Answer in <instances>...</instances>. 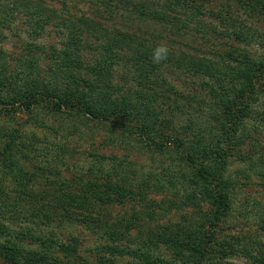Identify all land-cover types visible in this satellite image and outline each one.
Masks as SVG:
<instances>
[{
  "label": "trees",
  "instance_id": "trees-1",
  "mask_svg": "<svg viewBox=\"0 0 264 264\" xmlns=\"http://www.w3.org/2000/svg\"><path fill=\"white\" fill-rule=\"evenodd\" d=\"M51 1L0 0V264H264V0Z\"/></svg>",
  "mask_w": 264,
  "mask_h": 264
},
{
  "label": "rangeland",
  "instance_id": "rangeland-1",
  "mask_svg": "<svg viewBox=\"0 0 264 264\" xmlns=\"http://www.w3.org/2000/svg\"><path fill=\"white\" fill-rule=\"evenodd\" d=\"M58 0H52L51 2H55ZM223 1L218 0V1H214L210 4H206V6L208 7V9L212 8L214 10H219L220 6L222 4ZM76 4V3H75ZM72 6V5H71ZM79 7H81V4H78ZM233 8H236V6H234L233 4ZM81 9L83 11H85V13L87 14L86 11V7H81ZM72 11H75L74 9H72ZM102 8L99 9L100 14L104 15L105 14L102 12ZM241 12V11H240ZM91 17H94L93 14H88ZM205 17H207V15H205ZM106 18V17H105ZM96 21H100L104 24H113L114 26L120 27L123 30H127L129 32H135L138 34H141L142 36H144L146 39H151L154 36H161V39L158 43L160 44H166V45H171L176 49H180L186 52H195L197 54L203 55L204 53H208L212 50V47L209 46V44L207 42H205V40L201 39L200 36H202L201 34H196V36L192 35V31H188V33L182 37H176L175 35H169L162 26L159 25H155V24H150L148 25L147 22L141 23V22H133L131 26H127L130 25L129 21H125L122 20L121 17L115 16L114 20L113 19H104L103 17H101L100 15H98L97 17H95ZM206 20L208 22H213V26L217 25L215 23V21L210 20V18H206ZM112 21H115V23H112ZM254 25L256 26H260L259 28H261V30H264V24H256L254 23ZM207 36H210V34H208ZM211 37V36H210ZM211 39L214 40V42H216V44H220V42H218L219 40H217L215 37H211ZM171 41H176L179 42V44L175 43H171ZM258 44V43H257ZM255 44L252 47V51L258 54H262L264 52V49L261 48L260 46L258 47V45ZM234 45H236V43L234 42ZM1 47V46H0ZM7 47V46H6ZM217 50V48H215ZM209 56V54H208ZM91 58H89V61L91 62ZM199 93V97L198 100H202V98L205 95V91H200L198 89ZM206 106V105H204ZM206 108H208V106H206ZM23 117V116H20ZM196 120H199V118H196ZM181 123H183V120H181ZM258 123V121L256 122ZM263 130V129H261ZM262 134H253V143L256 145V148L250 147L249 143L250 141H248L246 144H244V146H242L241 150L243 151L244 154L248 155L247 157L252 158V160H254V162L256 161L257 164H260L261 161L264 162V131H261ZM100 139V136H97L96 138V142ZM67 146L70 150H74L77 153L74 154L75 158H84L86 156V154L84 153L85 151H87L88 149V145L84 144V142H79L77 141V137L76 136H71L69 139H67ZM249 160V159H247ZM246 160V162H247ZM246 162L243 161H239L238 159L234 160L231 166V170L230 172L233 173L235 172V170L237 169H245L246 167ZM263 179L261 177H253V180L250 182V185L248 188L245 189V191L247 192H251L253 193L256 197H259L261 195L262 192H264V181H262ZM250 225V223L248 224ZM251 226V225H250ZM252 227V226H251Z\"/></svg>",
  "mask_w": 264,
  "mask_h": 264
},
{
  "label": "clouds",
  "instance_id": "clouds-1",
  "mask_svg": "<svg viewBox=\"0 0 264 264\" xmlns=\"http://www.w3.org/2000/svg\"><path fill=\"white\" fill-rule=\"evenodd\" d=\"M169 48L166 44H158L152 52V61L155 64H160L162 61L167 60Z\"/></svg>",
  "mask_w": 264,
  "mask_h": 264
}]
</instances>
